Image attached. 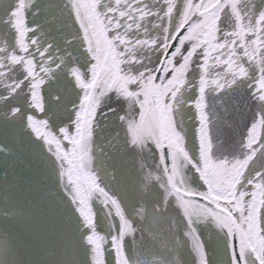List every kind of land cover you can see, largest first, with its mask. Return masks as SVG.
<instances>
[{
  "label": "snow or ice",
  "instance_id": "1",
  "mask_svg": "<svg viewBox=\"0 0 264 264\" xmlns=\"http://www.w3.org/2000/svg\"><path fill=\"white\" fill-rule=\"evenodd\" d=\"M213 228L264 264V0H0V264H219Z\"/></svg>",
  "mask_w": 264,
  "mask_h": 264
},
{
  "label": "rangeland",
  "instance_id": "2",
  "mask_svg": "<svg viewBox=\"0 0 264 264\" xmlns=\"http://www.w3.org/2000/svg\"><path fill=\"white\" fill-rule=\"evenodd\" d=\"M42 2H43V0H42ZM29 19L31 20V17H29ZM226 108H228V110H229V107L228 106H226ZM253 111L254 110H252V109L249 111L250 114L248 115L249 118L247 120L248 121V124L251 121V118H252L251 116H252ZM194 112H195V110L193 109V119L191 121H188L186 123V125H185L186 128H187V131H188V135H189V137L191 138V140L193 142V145H194V142H195V123H196L195 122V119H194ZM229 113H230V110H229ZM221 115L222 116L225 115V113L223 112V110H221ZM231 117H232L231 115L228 116V118L230 120H233L234 123L237 125V128L240 131V133L243 134L245 132L246 128L248 127L247 124H246V122L243 121L245 119H243V120H241L239 122V120H237L236 118L235 119H233V118L231 119ZM223 131H224V134L226 136L228 135L229 139H227L225 141V143H224L223 146H219L218 147L217 152L220 155L226 154L225 151H224V149L227 148L232 143L231 137H232L233 133H231V131L229 129H227V128L223 129ZM195 186H199L198 183ZM153 227L156 228L157 231L161 235H163L164 232L166 231V225L156 224V225H153ZM213 232H215V234H216V236L218 238V242H219V250H220V256H219V258H222V260L225 262V257L226 256L228 257V255H227V251H226V249L224 247V237H223V234L220 233L219 231H217L214 228H213ZM170 235L171 234L169 233V236ZM79 259L81 260L82 264H85V262H89V264H90L91 254L89 253V254L85 255V253L83 251H81L80 256H79Z\"/></svg>",
  "mask_w": 264,
  "mask_h": 264
},
{
  "label": "flooded vegetation",
  "instance_id": "3",
  "mask_svg": "<svg viewBox=\"0 0 264 264\" xmlns=\"http://www.w3.org/2000/svg\"><path fill=\"white\" fill-rule=\"evenodd\" d=\"M87 3L89 4H94L96 2V0H86ZM32 19V18H31ZM39 22H42L41 19L37 18ZM50 38V37H49ZM228 106L229 107V110H230V115L232 116L231 119H237L239 120V122L243 119L244 122H246L247 126L250 125V122L248 124V118H249V111L252 109L254 110L253 108H251L250 105H248L244 99V97L242 95H235L231 98H228L226 99L225 101V107ZM253 114V113H252ZM252 117V116H251ZM246 126V125H245ZM258 132L260 131L259 129L257 130ZM219 250V249H218ZM228 255V253H227ZM219 256H220V250H219ZM25 258H29L27 256V254H25ZM31 258H38L36 257V254L33 253V256ZM106 259H110L107 257V254H106ZM87 260V259H86ZM188 260H189V264H191V261H192V257L189 256L188 257ZM88 261V260H87ZM220 263V262H219ZM225 264H228V257L226 256L225 257Z\"/></svg>",
  "mask_w": 264,
  "mask_h": 264
},
{
  "label": "bare ground",
  "instance_id": "4",
  "mask_svg": "<svg viewBox=\"0 0 264 264\" xmlns=\"http://www.w3.org/2000/svg\"><path fill=\"white\" fill-rule=\"evenodd\" d=\"M219 264H225V262L222 260V258H219Z\"/></svg>",
  "mask_w": 264,
  "mask_h": 264
}]
</instances>
